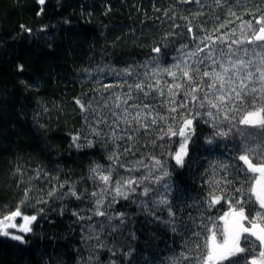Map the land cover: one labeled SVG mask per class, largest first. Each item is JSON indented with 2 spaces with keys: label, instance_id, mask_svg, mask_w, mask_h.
<instances>
[{
  "label": "trees",
  "instance_id": "16d2710c",
  "mask_svg": "<svg viewBox=\"0 0 264 264\" xmlns=\"http://www.w3.org/2000/svg\"><path fill=\"white\" fill-rule=\"evenodd\" d=\"M229 9L241 19L229 16ZM249 13L256 16L264 13V0H239L238 3L224 0L223 7H217L214 0H200V3L185 0H45L43 5L38 0H0V213L9 215L18 208L22 216H37L29 226L32 231L20 233L24 243L0 235V264H86V261L87 264H171L185 244L191 246L185 225L201 231L198 225L203 220L215 231L216 242L220 244L227 235L225 221L229 220L232 209L239 207L235 204L237 198L243 201L244 215L248 217L244 220L246 227L255 217L253 209L264 215V209L251 191L259 174L246 171L247 165L238 159L243 154L242 137L235 132L225 139L216 137L214 144L209 146L206 138L214 129L203 122L206 117L198 118L194 121L195 135L188 142L184 166L180 167L167 154L179 150L182 138L167 135L158 138L163 135L159 131L161 127L171 124L177 129L183 114V109L179 108L176 113L169 114L166 98L158 97L155 106L161 115L168 116L167 124L154 125L147 134L141 130L133 141L112 139L107 135L101 139L90 134L86 131L84 116L90 121L96 117L90 112L82 114L75 103L80 99L87 106L92 100L93 108H97V102L103 105L107 100L109 107L103 108L102 114L111 121L110 109L115 95H123L128 89L119 87L121 80L107 69L103 72L93 70L134 65L143 71L139 65L157 55L163 66L171 65L174 58L192 63L185 53L194 51L199 44L198 39L193 40V35L212 36L215 40L228 33L224 36L227 43L244 42L233 44V50L241 46L256 47L247 44L250 32L246 26L241 27L252 19ZM221 23L227 27L214 33ZM21 25L31 32L24 31ZM189 25L192 33L188 32ZM182 45L187 47L182 50ZM158 46L161 53L152 52V48ZM215 48L227 50L226 44L219 40ZM200 67L205 68L204 65ZM84 69L89 70L91 78ZM161 79L166 82L162 87L167 91L172 77L165 75ZM108 85L112 87H106ZM182 99V95L176 97L177 102ZM172 116L176 117L175 121ZM98 127L102 134L110 132L107 124ZM237 127L249 133L257 132L249 126L237 124ZM76 135L80 136L78 142L82 147L73 145L72 137ZM85 136L93 146L86 145ZM256 143H260L259 137ZM126 146L132 150L125 152ZM112 152L119 153L120 162L127 166L139 160L151 165V156L165 163L170 173L166 180L172 185L169 199L177 216V232L173 233L162 222L169 219L163 206L156 210L151 203L147 208L139 205L140 200H150L153 195L140 196L139 188L129 200L120 199L109 210L113 214L125 213L123 225L119 220L109 223L101 216L79 220L72 215L73 210L84 217L91 215L89 210L93 205L88 194L103 185L98 179L90 178V168L97 164L108 168ZM221 164L227 165V171L220 167ZM147 172L143 167L128 172L117 165L112 170L111 180L140 177ZM217 180L219 187L214 185ZM144 183L149 184V181ZM70 187L81 194L80 200L61 197ZM237 188L241 189L239 193L235 192ZM26 189L31 190L27 201ZM54 189L55 195L50 197L48 193ZM210 190L216 195L223 193L224 198L210 213H205L201 202ZM178 196L182 199L178 200ZM41 208L43 212L39 211ZM207 215H211V221L205 219ZM255 219L260 223L259 218ZM96 235L99 240L85 239ZM244 237L255 242L254 237L244 233L240 246L245 252L219 264H252L259 252L264 251V247L255 242V251L250 252L251 244L245 243ZM198 239L201 248L193 253L195 256L210 249L211 231L207 236L201 232ZM100 243L104 247H96Z\"/></svg>",
  "mask_w": 264,
  "mask_h": 264
},
{
  "label": "snow or ice",
  "instance_id": "6c2138e0",
  "mask_svg": "<svg viewBox=\"0 0 264 264\" xmlns=\"http://www.w3.org/2000/svg\"><path fill=\"white\" fill-rule=\"evenodd\" d=\"M185 2L200 3V0H185ZM214 2L217 7H223L224 5V0H214ZM238 2L239 0H234V3ZM38 3L43 5L45 0H38ZM42 11L43 9H41ZM228 15L241 19L231 9H229ZM249 15L252 16V19L244 22L241 27L246 26L250 32L247 44L256 45L251 49L241 46L233 50V44L242 45L244 42L232 40L231 43H227L224 36H227L228 33L217 36L215 40L212 36L197 37L193 35V40L198 39L199 44L196 45L194 51L185 53L188 59L192 60V63H189L188 60L176 61L174 58L171 65L163 66L161 57L157 55L152 57L149 62L139 65V68H142L143 71L138 70V67L134 65H129L123 69H115L110 66L94 69L95 72H103L107 69L110 74L121 80L119 87H127L128 91L124 92L123 95H115L113 108L110 109L111 121H109L106 114H102L103 108L109 107L107 100L103 105L97 102V108H93L92 100H89L86 106L80 99H76L75 103L80 107L82 114L90 112L96 117L94 121H90L87 115L84 116L87 126L86 131L101 139H103V135H107L112 139L133 141L141 130L147 134L154 125H159L161 122L167 124L168 116L161 115L155 106V100L158 97L166 98L169 114L176 113L178 108L183 109L177 129L174 130L171 124H168L166 128L161 127L159 129L163 133V135L158 136L159 139H163L165 135L182 138L179 150L167 155L172 157L176 165L184 166V159L188 155L187 145L192 136L195 135L194 121L198 118L206 117L203 122L214 129L211 136L206 138V144L209 146L214 144L216 137L225 139L235 132L242 137L241 150L243 154L239 155L238 159L247 165L246 171L257 173L261 177L257 181V186L251 191L256 200L259 201L260 208L264 209V13H260L258 16L251 13ZM253 21H255V27ZM226 27L227 24L221 23L214 29V33ZM21 28L24 31L31 32V29L23 25H21ZM188 32L192 33L190 25L188 26ZM234 33L235 29L232 30L233 35ZM217 40L226 44V51L223 48H215ZM207 41H211V43H207ZM186 47L187 45H182L181 49L183 50ZM152 52L160 54L161 47L152 48ZM201 65H204L205 68L202 69ZM209 67L213 70H206ZM19 70L23 71V67L19 66ZM84 72L88 73L89 78H91L88 69H84ZM165 75L172 77L173 81L167 84V91L162 87V83L166 82H162L161 77ZM130 77L132 78L131 82H129ZM106 87L110 88L112 86L108 85ZM153 93H155V96L152 95ZM178 95L183 96L180 102L176 100ZM129 101L132 103H129ZM163 102L162 99L161 103ZM189 104H191V107H189ZM237 114H239L238 120L236 119ZM171 119L175 121L176 117L172 116ZM101 124H107L110 132L102 134L98 127ZM237 124L255 128L257 132L249 133L245 129L238 128ZM121 125H126V127L122 128ZM118 129L120 130L119 133L117 132ZM257 137L260 139L259 144L256 143ZM250 138L251 143L249 142ZM72 140L75 147L83 146L78 142L80 140L79 135L73 136ZM85 141L88 147L93 146V142L87 140V136H85ZM152 143H155V140ZM116 147H119V145ZM131 150L130 146H126L124 149L125 152ZM109 151L111 152V150ZM253 158H255V163ZM108 159L111 161L108 168H104L99 164L90 168V178L98 179L103 185L88 194L93 205L89 210L91 215L84 217L76 210L72 211V215L79 220L85 218L90 220L92 216H101L105 217L109 223L113 220H119L120 224L123 225L125 223V213L115 212L113 214L109 210L113 204L119 203L120 199L129 200L130 196L136 193L139 188L140 196L149 197L150 193H153L150 200H140L139 205L147 208L148 204L151 203L156 210L163 206L169 219L162 222L173 233L177 232V216L176 212L173 211L172 201L169 199L172 185L166 180L170 173L165 167V163L155 156H151L150 160L153 162L151 165L144 164L143 160H139L136 161L135 165L127 166L120 162V154L116 152H112ZM117 165L126 168L128 172L139 171L140 167L148 169V172L140 177H120L113 182L111 180L112 170ZM137 165L140 167H137ZM220 167L227 171V165L221 164ZM145 181H149V184L160 185V187L154 189L149 184H145ZM141 185L144 186L141 187ZM214 185L219 187L220 181H214ZM63 186V184L60 185L61 188ZM30 191V189L25 190V201H27ZM240 191L239 188L235 189L237 193ZM48 195L50 197L54 196L55 189L50 191ZM65 196H71L77 200L82 198L81 194H78L72 187L69 188L67 193H61V197ZM61 197H58V199ZM223 198V193L216 195L215 191L210 190L205 200L201 202V207L205 213H210L211 209L219 204ZM177 199H182V196H178ZM25 201H21V203ZM39 202L47 203V201ZM105 204H107V207H105ZM235 204L239 207L238 209H232L230 213L232 222L228 225L227 235L222 244L216 243L215 231L211 230L209 224L204 223L203 220L198 225L201 231L191 230L185 225V229L189 231L191 246L185 244L184 250L174 256L171 264H185V261L189 264H219L220 261L229 260L230 257L245 252V248L240 246L242 233H249L251 237L255 238V242H259V245L264 247V215L255 212L253 209L252 212L255 213V217L253 220H249V227L245 228L240 224V220L248 219L244 215L243 201L237 198ZM39 211L43 212L44 209L41 208ZM60 214H63L62 209H60ZM151 214L155 216V212ZM21 216L22 213L18 208L9 215L0 213V235L11 236V239L24 243L23 235L10 234L8 231L9 228H17L13 221L16 217ZM155 218L160 219V217ZM221 218L223 219V217ZM255 218H259L260 223H257ZM36 219V215H23V224L19 227V231L21 233L31 232L32 229L28 225ZM205 219L211 221L212 217L207 215ZM225 223L228 224V221H225ZM113 231H115V227H113ZM209 231H211V248L207 252H202L200 256L193 255L201 248L198 239L201 232L207 236ZM93 238L99 240V235L85 237V239ZM244 241L251 244L249 251L254 252L255 242L250 241L248 237H244ZM204 246L207 247V240H205ZM96 247L102 248L104 245L100 243ZM125 255H128V253H125ZM91 259L92 257L89 256L88 260ZM111 264H115V262H111ZM252 264H264V251L259 252V259H254Z\"/></svg>",
  "mask_w": 264,
  "mask_h": 264
},
{
  "label": "rangeland",
  "instance_id": "374dc122",
  "mask_svg": "<svg viewBox=\"0 0 264 264\" xmlns=\"http://www.w3.org/2000/svg\"><path fill=\"white\" fill-rule=\"evenodd\" d=\"M259 179H261V177L258 175V179H257V181L259 180ZM257 181H256V184H255V187L257 186ZM232 217L230 216V218L229 219H231ZM241 222H245L244 220H240ZM16 225H17V228H15V229H13V228H10L9 229V233L10 234H15V235H22V234H20L21 232L19 231V227L23 224V220H22V217H16L15 218V220L13 221ZM245 224V223H244ZM28 226H30V225H28ZM247 228V227H246ZM217 243V242H216ZM223 243V242H222ZM222 243H220V244H222ZM218 244V243H217ZM211 245H212V242H210V248H211ZM255 259H259V256L258 257H256Z\"/></svg>",
  "mask_w": 264,
  "mask_h": 264
},
{
  "label": "water",
  "instance_id": "95a60500",
  "mask_svg": "<svg viewBox=\"0 0 264 264\" xmlns=\"http://www.w3.org/2000/svg\"><path fill=\"white\" fill-rule=\"evenodd\" d=\"M231 222H232V218H231V219H229V220H228V224H226V233H227V228H228V225H230V224H231ZM240 224H241L243 227H245V228H246V226H245V224H244L243 222H241V221H240ZM243 234H244V233H242V236H243ZM242 236H241V238H242Z\"/></svg>",
  "mask_w": 264,
  "mask_h": 264
}]
</instances>
